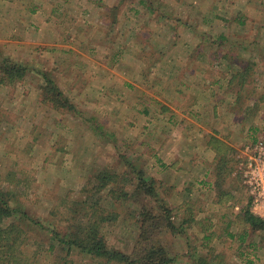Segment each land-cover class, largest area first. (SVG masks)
Returning <instances> with one entry per match:
<instances>
[{
    "label": "rangeland",
    "instance_id": "1",
    "mask_svg": "<svg viewBox=\"0 0 264 264\" xmlns=\"http://www.w3.org/2000/svg\"><path fill=\"white\" fill-rule=\"evenodd\" d=\"M262 24L264 0H0V182L11 204L62 231L86 198L116 213L101 231L129 253L142 204L114 199L96 176L135 166L157 182L158 196L141 197L148 207L166 202L176 225L194 219L160 233L173 264H264V233L242 217L248 202L254 211L246 171L264 170ZM10 63L28 74L10 80ZM29 218L24 254L56 264ZM55 253L73 259L57 264H97Z\"/></svg>",
    "mask_w": 264,
    "mask_h": 264
},
{
    "label": "trees",
    "instance_id": "2",
    "mask_svg": "<svg viewBox=\"0 0 264 264\" xmlns=\"http://www.w3.org/2000/svg\"><path fill=\"white\" fill-rule=\"evenodd\" d=\"M238 16L237 20L244 24L240 14ZM225 36L221 34L220 38ZM247 71H249V67L246 68L245 74ZM27 72L26 67L17 65V63H10L4 67L5 76L10 80L16 77L24 78L25 74H28ZM236 75L237 73H235ZM45 79L47 78L45 77ZM46 84H50L55 89L57 88L51 79H47ZM44 90L46 91L47 87H44ZM57 93L59 95L61 92L57 91ZM53 105L56 106L54 103ZM96 178L99 180V189H105L111 185V195L114 199L119 201L133 200L134 202L140 200L142 204V210L139 212V215L142 216L140 232L132 251L129 253L123 252L107 244L106 237L101 231L102 225L107 220L115 221L117 215L116 213L112 215L110 211L98 214L99 206L97 203H90L86 198L84 201L77 202L78 208L84 210L83 213L80 212L81 217L75 218L61 231L53 226L43 227L40 221L29 218L21 207L12 205L11 201L16 200L13 192L5 191L0 182V264H30L33 260L34 262L37 261V251L33 254L25 253V255L22 249L23 244L30 242V235L27 231L31 228L27 230L22 225V223L27 225L26 219L28 218L31 223L39 224L47 230L46 239H48L47 243L49 245V255L47 254V256L53 255L56 264L61 260L68 263L73 260H69L67 256L63 257L59 253L56 254L57 249L66 251L67 255H70L72 251L85 253L92 257L97 264H173L177 260L178 254L161 241L160 233L162 231H172L176 234L184 233L183 223L193 221V217H184L181 221L182 225H176L174 220L167 217L166 213L170 209L166 207V202L156 203L157 205L148 207L141 197L144 195L146 198L151 199L158 196L159 192L157 191L156 180L152 177L148 178L143 169H138L135 166L132 172L104 169ZM214 183L216 188L221 190V183L219 181ZM89 199H92L91 195ZM242 217L252 231L264 233V217L255 214L251 210L249 202L243 210ZM232 236L235 235L232 234ZM238 236L239 240L245 241L248 237V230H244ZM45 241L43 237L42 243H45ZM251 244L255 245L254 241Z\"/></svg>",
    "mask_w": 264,
    "mask_h": 264
},
{
    "label": "built area",
    "instance_id": "3",
    "mask_svg": "<svg viewBox=\"0 0 264 264\" xmlns=\"http://www.w3.org/2000/svg\"><path fill=\"white\" fill-rule=\"evenodd\" d=\"M252 166L253 164L251 163V169H248L245 175L248 176L246 177V182L253 193V212L264 217V170L257 172Z\"/></svg>",
    "mask_w": 264,
    "mask_h": 264
}]
</instances>
